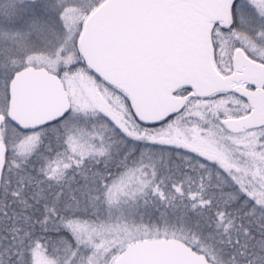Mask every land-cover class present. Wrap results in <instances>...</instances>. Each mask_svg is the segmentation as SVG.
Wrapping results in <instances>:
<instances>
[{
  "label": "snow or ice",
  "instance_id": "6c2138e0",
  "mask_svg": "<svg viewBox=\"0 0 264 264\" xmlns=\"http://www.w3.org/2000/svg\"><path fill=\"white\" fill-rule=\"evenodd\" d=\"M0 264H264V0H0Z\"/></svg>",
  "mask_w": 264,
  "mask_h": 264
}]
</instances>
